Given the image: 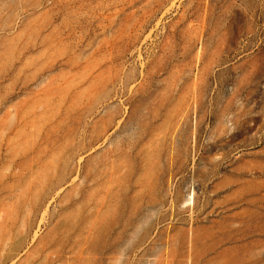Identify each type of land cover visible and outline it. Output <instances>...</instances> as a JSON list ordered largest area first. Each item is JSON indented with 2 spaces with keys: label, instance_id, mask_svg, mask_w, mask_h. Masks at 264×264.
I'll list each match as a JSON object with an SVG mask.
<instances>
[{
  "label": "rangeland",
  "instance_id": "374dc122",
  "mask_svg": "<svg viewBox=\"0 0 264 264\" xmlns=\"http://www.w3.org/2000/svg\"><path fill=\"white\" fill-rule=\"evenodd\" d=\"M0 264H264V0H0Z\"/></svg>",
  "mask_w": 264,
  "mask_h": 264
}]
</instances>
